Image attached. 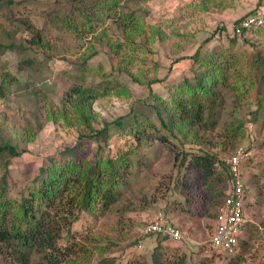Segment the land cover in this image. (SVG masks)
Instances as JSON below:
<instances>
[{"label":"rangeland","instance_id":"1","mask_svg":"<svg viewBox=\"0 0 264 264\" xmlns=\"http://www.w3.org/2000/svg\"><path fill=\"white\" fill-rule=\"evenodd\" d=\"M5 1L12 3L0 10V42L14 43L17 49L0 56V83L4 68L16 80L7 98L0 99V132L4 140H10L23 152L13 160L10 174L17 188L12 194L18 192V196L20 190L28 189L50 157L58 155L62 147L78 142L76 130L81 119L77 104L82 105L81 112L89 110L96 126L136 109L146 113L160 128L153 92L166 96L168 86L156 81L179 76L188 66L184 57L195 54L208 37L212 36L210 48L229 45L236 22L250 12L257 11L264 17V0L246 4L236 0H121L114 10H108L105 2L99 8L92 7L86 18L68 6L61 8L55 0ZM130 15L126 23L130 35L120 37L119 24ZM65 18L76 22L78 34L64 25ZM36 36L49 49L32 45ZM126 37L133 42L128 44ZM248 38L264 42L255 31L248 33ZM241 42L235 51L246 60L252 48L242 46ZM207 47L203 46L202 51ZM27 58L36 63L21 65ZM242 68L247 75L251 71L245 63ZM262 73L264 70L258 71L254 83L249 78L240 82L241 88L247 89L241 101L236 102L234 93L227 92L219 126L209 134L208 142L201 145L186 141L182 146L168 133L169 140L156 141L157 135L164 132L150 130L148 140L136 144L133 136H120L118 128L112 129V134L117 135L111 142L114 155L130 150L131 146L136 149L132 174L121 188L119 202L106 215L83 213L74 224L72 232L88 249L84 264H99L105 259L113 260L112 264H125L135 254L149 257L158 241L187 254L188 264H196L201 256H214L216 264L225 263V257H217L211 248L214 218L209 213L214 211L198 217L184 211L186 201L178 178L184 150L202 153L203 149L218 159L231 154L233 150L223 129L226 124L241 121L247 128L240 146H245L252 155L243 166L248 193L247 220L261 229L253 237L250 263L264 254V111L257 112L264 96L260 102L256 95ZM27 84L32 85L29 91H25ZM83 89L98 90L100 97L84 98ZM33 90L41 94L33 95ZM95 151L91 143H86L81 156L94 161ZM194 173L195 170L192 178L197 179ZM217 185L225 187L227 194L231 189L229 180L227 189L225 182H215L213 186ZM201 189L205 191L207 185H201ZM159 212L165 215L168 226H179L183 240L176 241L164 234L144 236L146 219ZM82 227L81 233L88 235L77 233ZM138 243L145 246V251L137 250ZM200 248L204 249L203 254ZM39 258L28 264H43ZM0 264L20 262L12 254L2 253Z\"/></svg>","mask_w":264,"mask_h":264},{"label":"trees","instance_id":"2","mask_svg":"<svg viewBox=\"0 0 264 264\" xmlns=\"http://www.w3.org/2000/svg\"><path fill=\"white\" fill-rule=\"evenodd\" d=\"M55 1L61 5V8L68 6L79 14L78 16L84 18L88 17L92 7L99 8L105 2L108 10H114L121 2V0ZM11 3L12 1L0 0V10L3 5L9 6ZM131 16L123 18V23L119 24L120 37L124 34L130 35L126 23L130 21ZM249 16L263 17L257 11L250 12L239 19L236 25ZM64 25L72 32L79 33L73 19L65 18ZM254 31L264 38V25L250 32H244L241 37L236 35L234 27V36L229 37L227 46L217 45L210 48L212 36L208 37L195 54L184 57L188 61V66L179 76H167L156 81L168 86L166 96L153 92L158 103L154 109L157 111L160 128L146 113L136 109L112 122L105 121L102 126H96V122L91 121L89 110L84 109L81 112L79 109L82 105L77 104V112H80L81 119L80 122L78 121L80 127L76 130L78 142L62 147L58 155L50 157L46 165L34 176L28 189L19 191V196L18 192L17 195L12 194L17 188L10 180V174L13 160L20 157L23 152L19 151L10 140H4L0 132V254H12L20 264H28L33 258L38 257L43 264H84L83 257L86 256L88 249L72 232L74 224L80 221V215L83 213L90 216L106 215L119 202L122 195L121 188L132 174L136 149L131 146L130 150L114 155L111 142L120 135L133 136L136 144H140L148 140L149 130L164 132L162 136L157 135L156 141L164 138L169 140L166 134L168 133L182 146L186 141L197 145L208 142L209 134L214 133L219 126L221 111L227 102V92L234 93L233 99L236 102L241 101L247 89H242L240 82L249 78L254 83L258 71L264 70V42L248 38V33L252 34ZM125 41L128 44L133 42L127 37ZM31 42L32 45L49 49V46L38 36ZM240 42L242 46L252 48L247 55L248 62L247 59H241L238 51H235ZM203 46L209 48L202 51ZM16 49L14 43L0 42V56L8 50ZM35 63L36 60L27 58L21 65L32 66ZM243 63L250 67L251 71L248 75L244 73ZM1 77L0 99H5L16 78L7 68L3 69ZM263 85L264 73L256 90L260 102H262L260 97L264 96ZM24 86L25 91H29L32 85ZM31 94L37 96L41 93L33 90ZM81 95L89 99L100 97L99 91L94 89H83ZM262 110L264 111V103H259L257 112ZM115 127L121 133L112 134L111 131ZM246 128L243 121L225 125L224 135L229 148L233 151L243 142ZM86 143H91L95 147L94 161L83 159L81 156ZM106 151H108L107 155L104 154ZM183 152L181 174L178 178L186 201L183 210L191 217L214 211L209 213V216L215 220L217 208L227 193L225 187L213 185L215 182H225L227 189V180L230 181V177L216 170L218 157L211 152L203 149L202 153L187 150ZM194 170L197 179L192 178ZM203 184L207 185L205 191L201 189ZM83 230L82 227L77 233L88 235V232L81 233ZM260 230L256 223L248 220L239 239L238 252L235 255L216 256L225 257L226 262L222 264H264V254L255 259L254 263H250V253L254 246L253 237ZM4 249L6 252L2 251ZM199 251L203 254L204 249L200 248ZM214 258V256H201L196 264H216ZM187 261V254L180 253L176 248L158 241L149 257L146 254H135L125 264H188ZM113 262L105 259L99 264Z\"/></svg>","mask_w":264,"mask_h":264},{"label":"built area","instance_id":"3","mask_svg":"<svg viewBox=\"0 0 264 264\" xmlns=\"http://www.w3.org/2000/svg\"><path fill=\"white\" fill-rule=\"evenodd\" d=\"M246 4L255 0H236ZM264 25V18L249 16L235 26L236 35L241 37L244 32ZM251 157V152L243 145L238 146L231 154L221 157L216 162V170L230 177V191L218 206L214 220L213 234L210 240L214 254L218 256L235 255L239 248V239L247 220V185L243 180V166ZM144 236L164 234L173 240H183L181 230L168 226L163 212L149 217L145 221ZM137 250L145 251L142 243L136 245Z\"/></svg>","mask_w":264,"mask_h":264},{"label":"crops","instance_id":"4","mask_svg":"<svg viewBox=\"0 0 264 264\" xmlns=\"http://www.w3.org/2000/svg\"><path fill=\"white\" fill-rule=\"evenodd\" d=\"M251 158H252V155H251ZM174 227L180 230L179 226L177 227V225H176V226H174Z\"/></svg>","mask_w":264,"mask_h":264}]
</instances>
